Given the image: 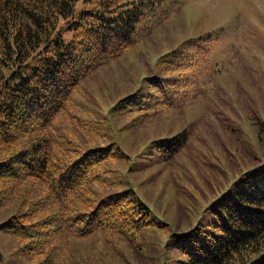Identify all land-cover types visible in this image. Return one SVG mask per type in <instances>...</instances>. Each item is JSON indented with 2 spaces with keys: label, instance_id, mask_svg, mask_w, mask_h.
I'll return each instance as SVG.
<instances>
[{
  "label": "trees",
  "instance_id": "obj_1",
  "mask_svg": "<svg viewBox=\"0 0 264 264\" xmlns=\"http://www.w3.org/2000/svg\"><path fill=\"white\" fill-rule=\"evenodd\" d=\"M166 1L0 0V209L14 210L0 229L33 264H53L68 234H137L148 225L162 228L164 246L175 254L161 261L159 252L158 264H264V153L218 192L207 186L201 207L206 217L182 230L177 215L171 228L151 219L133 189L95 198L94 186L102 185L108 165L126 157L112 141L77 146L74 139L91 138L102 121L68 114L70 93L92 68L122 53L142 17L162 11ZM64 30L71 31L67 41ZM209 36L188 42L194 46ZM188 42L168 67H160L161 57L154 62L156 74L145 83L151 92L125 95L116 111L140 113L134 121L141 123L184 102L179 88L189 82L183 76L192 57ZM63 121L69 122L64 130ZM187 140L185 132H176L153 140L151 150L167 161ZM129 244L143 251L139 241ZM128 249L138 264L146 259Z\"/></svg>",
  "mask_w": 264,
  "mask_h": 264
},
{
  "label": "rangeland",
  "instance_id": "obj_2",
  "mask_svg": "<svg viewBox=\"0 0 264 264\" xmlns=\"http://www.w3.org/2000/svg\"><path fill=\"white\" fill-rule=\"evenodd\" d=\"M204 33L209 38L194 46L188 42ZM61 36L67 41L71 31ZM187 42L192 57L183 74L189 82L179 88L184 102L141 123L134 121L137 112L116 111L125 95L151 92L145 83L156 74L154 62L163 55L160 67H168ZM66 111L102 121L91 138L74 139L82 150L112 141L126 157L108 165L104 182L94 186L96 199L132 188L159 224L171 228L176 215L179 230L202 222L206 187L217 191L264 153V0H167L162 11L142 17L122 53L104 59L71 91ZM176 132H185L187 143L162 161L151 142ZM12 212L0 209V222ZM132 239L143 251L131 247ZM167 239L154 225L137 234H68L53 264H138L128 248L146 257L139 258L141 264H158L159 252L161 261L175 256L164 246ZM20 246L0 229L2 264H33L19 254Z\"/></svg>",
  "mask_w": 264,
  "mask_h": 264
}]
</instances>
